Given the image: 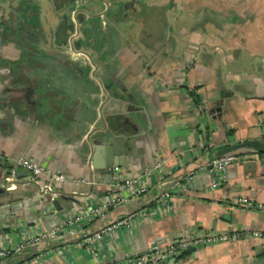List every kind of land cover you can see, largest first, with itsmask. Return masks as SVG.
I'll return each instance as SVG.
<instances>
[{
    "label": "crops",
    "instance_id": "0c3cea01",
    "mask_svg": "<svg viewBox=\"0 0 264 264\" xmlns=\"http://www.w3.org/2000/svg\"><path fill=\"white\" fill-rule=\"evenodd\" d=\"M3 1L0 249L14 250L29 230L85 215L116 191L115 168L104 175L107 159L93 161L87 148L103 119L131 137L115 149L118 176L140 178L148 190L84 219L81 235L31 244L1 264H121L218 233L239 238L188 249L180 264H264V238L254 236L264 234V157L238 162L211 187L219 154L264 143V0H120V13L91 20L75 9L67 23L70 0ZM19 159L65 182L42 177L39 186L52 191L40 196L23 184L26 172L9 174ZM168 190L172 209L158 210L155 200ZM241 198L253 206H239ZM129 217L128 227L95 243L96 255L88 249V238Z\"/></svg>",
    "mask_w": 264,
    "mask_h": 264
},
{
    "label": "built area",
    "instance_id": "2783aa9c",
    "mask_svg": "<svg viewBox=\"0 0 264 264\" xmlns=\"http://www.w3.org/2000/svg\"><path fill=\"white\" fill-rule=\"evenodd\" d=\"M1 114V113H0ZM260 156L251 150H238L231 153L224 154L219 158H215L212 162V174L214 175L211 187L216 189L220 187L226 181V175L228 169L241 161H251L259 160ZM161 162L155 164V169L161 168ZM22 170L29 175V180L32 182H37L42 177H47L53 181L65 182L64 176H58L52 174L50 170L41 167L35 162H31L27 159L14 160L11 163L10 175L14 178L17 174V171ZM121 170L119 168L114 169L115 177L119 180L115 184V189L112 194H108L97 207L92 208L85 215H76L66 221L48 227L46 229H39L37 231L29 230L27 233L29 236L24 242L19 244L14 250L10 248L0 249V264L4 262L7 258L12 256L14 253H20L25 249L26 246L31 244H41L43 242L57 241L62 237H75L83 233L82 221L84 219L92 220L97 217H103L105 213L108 212L111 208H116L122 204L127 203L130 198H136L146 193L148 190L147 185L141 183L140 178H130L124 179L119 177L118 173ZM149 173L148 171H145ZM45 192L52 191L50 185H45L43 189ZM173 191H165L161 193L155 200L156 208L158 210H168L172 209L171 201L173 198ZM236 203L239 206L250 208L253 205L246 199L241 198L237 199ZM131 217L123 220H118L115 224L111 226H106L101 231L96 232L91 238H88L87 242L91 245L88 249L96 255L94 249L95 243L100 242L103 237L110 233L115 228L128 227L131 222ZM31 231V233H30ZM256 238H264L262 232L254 233ZM239 237L234 234H208L202 237H184L182 240L176 244L159 248L154 250L151 253L145 254L141 257L127 258L121 264H180V257L188 249H196L201 246H210L215 244H223L236 241ZM79 246H82L81 243H78ZM20 264H28L27 262H22Z\"/></svg>",
    "mask_w": 264,
    "mask_h": 264
},
{
    "label": "water",
    "instance_id": "95a60500",
    "mask_svg": "<svg viewBox=\"0 0 264 264\" xmlns=\"http://www.w3.org/2000/svg\"><path fill=\"white\" fill-rule=\"evenodd\" d=\"M133 1L135 2L136 0H133ZM3 2H4L3 0H0V13L3 12V15H4V13L6 12V6L3 4ZM120 4H121L120 0H113L111 4H109L107 0H70L63 9V20L65 23H67V21L70 18V13H73L75 9H76V13L84 16L85 19L88 18L91 20H95L98 18H103L105 16H109L111 13L112 14L116 12L120 13V10L122 9ZM103 7L105 9H103ZM81 21L84 22L83 18L81 19ZM115 24L119 26V27H116V30L118 31L121 30L120 28L123 23L119 21H115ZM224 96L225 94L220 92L217 96V99H222L224 98ZM112 98H115V97H112ZM18 105H20V103ZM211 111L213 112L214 110H211ZM120 132L121 130L118 127L112 125V121L103 119V127L95 129L93 132H91L87 136V139H86L87 148H89L90 152L92 153L93 161L94 160L99 161L103 158L107 159V163L104 165V167L100 168V170L104 175L110 176V178H112V175H111L112 170L119 166V163L115 160V157H114L115 149L119 147L120 148L127 147L128 141L131 139V137L129 138L124 137L123 135L120 134ZM111 140L112 142H110ZM251 146L252 144L249 142L237 144L235 146L229 147L225 152H222L221 154H219L217 158L223 156L224 154L242 150V149H245ZM255 152L260 157H264V143H261L259 148L255 150ZM125 163H126V160H125ZM24 175H27V174H24ZM9 178L10 177H8V179ZM0 183H3V181L0 180ZM23 184L30 185L29 189H32L31 187L33 186L37 188L38 194L40 196H43L45 194V191L42 190V188L39 186L37 182L28 181V182H24ZM4 185L9 186L11 185V182H9L8 180L6 183H4ZM1 193H2V190H0V195ZM53 193H56V190H54ZM60 193H62L63 198H66V199L71 198L69 194H65L64 192H60ZM26 197H29V194H26L25 198ZM70 200L72 202L74 201L72 199ZM54 203L57 204V201H55ZM0 216H2L1 213H0ZM52 225H56V224H52ZM143 255L145 254H142L139 256L141 257Z\"/></svg>",
    "mask_w": 264,
    "mask_h": 264
},
{
    "label": "trees",
    "instance_id": "16d2710c",
    "mask_svg": "<svg viewBox=\"0 0 264 264\" xmlns=\"http://www.w3.org/2000/svg\"><path fill=\"white\" fill-rule=\"evenodd\" d=\"M192 97H193V99H194V102L199 103V101H198L196 95L192 94ZM260 144H261V142L255 141V142L252 143V146H253L254 148H259Z\"/></svg>",
    "mask_w": 264,
    "mask_h": 264
},
{
    "label": "rangeland",
    "instance_id": "374dc122",
    "mask_svg": "<svg viewBox=\"0 0 264 264\" xmlns=\"http://www.w3.org/2000/svg\"><path fill=\"white\" fill-rule=\"evenodd\" d=\"M242 207V206H241Z\"/></svg>",
    "mask_w": 264,
    "mask_h": 264
}]
</instances>
